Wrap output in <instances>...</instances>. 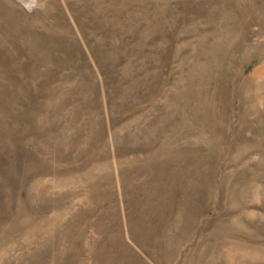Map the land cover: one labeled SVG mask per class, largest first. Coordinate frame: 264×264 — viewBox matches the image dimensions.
<instances>
[{
	"label": "rangeland",
	"instance_id": "obj_1",
	"mask_svg": "<svg viewBox=\"0 0 264 264\" xmlns=\"http://www.w3.org/2000/svg\"><path fill=\"white\" fill-rule=\"evenodd\" d=\"M0 264H264V0H0Z\"/></svg>",
	"mask_w": 264,
	"mask_h": 264
}]
</instances>
